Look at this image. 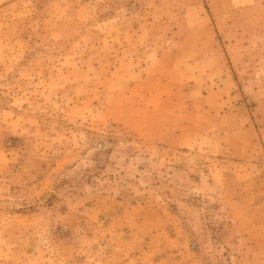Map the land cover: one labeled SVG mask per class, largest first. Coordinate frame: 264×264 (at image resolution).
<instances>
[{"label":"rangeland","instance_id":"rangeland-1","mask_svg":"<svg viewBox=\"0 0 264 264\" xmlns=\"http://www.w3.org/2000/svg\"><path fill=\"white\" fill-rule=\"evenodd\" d=\"M199 1L0 0V264H264V8L223 14L238 135L142 105Z\"/></svg>","mask_w":264,"mask_h":264},{"label":"crops","instance_id":"crops-1","mask_svg":"<svg viewBox=\"0 0 264 264\" xmlns=\"http://www.w3.org/2000/svg\"><path fill=\"white\" fill-rule=\"evenodd\" d=\"M240 8H264V0H200L184 10L183 21L174 27L189 26L195 31L171 39L161 52L156 53L162 62L156 73L162 80L147 93L153 94V98L143 95L145 102L143 100L142 105L162 108L165 101L176 98L183 111L182 114L178 112L181 120H176L182 121L175 135L177 141L189 139L191 134L213 141L221 134H227L232 139L240 133V126H244L238 108H234V113L224 111L225 107L228 109L227 98L239 82L237 75L241 72L237 63L241 58L238 53H233L231 47L234 44H227L223 36L222 30L227 27L223 14L230 15ZM193 9L196 15L191 20L189 13L192 14ZM170 60L175 65L169 64ZM171 71L176 72V79L168 77ZM242 90L255 97L264 91L255 89L250 81L242 85ZM199 128L205 131L201 132Z\"/></svg>","mask_w":264,"mask_h":264}]
</instances>
